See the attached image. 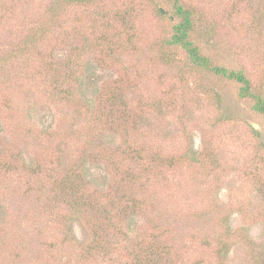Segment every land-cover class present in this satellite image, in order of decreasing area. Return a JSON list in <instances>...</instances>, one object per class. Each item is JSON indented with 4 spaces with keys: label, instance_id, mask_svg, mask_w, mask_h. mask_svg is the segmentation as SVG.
<instances>
[{
    "label": "rangeland",
    "instance_id": "rangeland-1",
    "mask_svg": "<svg viewBox=\"0 0 264 264\" xmlns=\"http://www.w3.org/2000/svg\"><path fill=\"white\" fill-rule=\"evenodd\" d=\"M181 2L264 99V0ZM177 21L0 0V264H264V115L170 43Z\"/></svg>",
    "mask_w": 264,
    "mask_h": 264
},
{
    "label": "trees",
    "instance_id": "trees-1",
    "mask_svg": "<svg viewBox=\"0 0 264 264\" xmlns=\"http://www.w3.org/2000/svg\"><path fill=\"white\" fill-rule=\"evenodd\" d=\"M70 1L81 3L94 0ZM168 1L173 3L174 17L178 18V21L174 24V31L170 43L183 47L193 63L199 66H205L223 77L237 81L240 84V95L245 99H254V109L264 115V99L254 92L250 79L244 71L212 65L210 59L201 52L200 47L191 39V33L194 29L193 11L189 7H186L181 0ZM160 11L164 13L163 10Z\"/></svg>",
    "mask_w": 264,
    "mask_h": 264
}]
</instances>
